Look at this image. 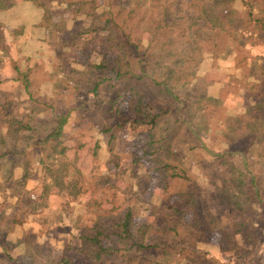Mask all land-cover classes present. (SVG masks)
I'll return each instance as SVG.
<instances>
[{"label":"rangeland","instance_id":"rangeland-1","mask_svg":"<svg viewBox=\"0 0 264 264\" xmlns=\"http://www.w3.org/2000/svg\"><path fill=\"white\" fill-rule=\"evenodd\" d=\"M84 1L87 4L83 11L93 10L96 17L86 16L84 12L76 13L78 8L72 0L65 1L63 5L52 1L49 4L50 20L44 18L40 27H35L37 38L33 45L28 43L32 51L37 52L33 62L40 94L51 98L58 112L86 108V116H82L83 110L72 116L71 124L65 129L64 142L67 147L71 145L68 158L78 160H71L77 166L81 164L78 168L85 176L87 193L82 196L84 201H80L82 197L75 202H67L63 197L55 198L54 206L63 209L70 225L72 220H76L73 212L78 203L84 205L85 208L81 210L79 207V211H84L81 217L87 225L99 223L103 227V247L108 253L103 254L101 264L125 263L121 258L122 252L118 251L121 245L112 235L111 224L123 219L128 211H132L135 226L157 224L159 219L160 222L163 219L157 218L155 207L166 202L169 206H181L183 199L190 194L197 199V208L186 209L185 224H192L196 216L205 221L209 217L214 221L220 216L223 227L229 228L227 214L232 205L224 200L226 193L221 188L224 173L216 167L209 152L197 148L196 140L180 136L175 142L174 158L165 153L152 156L144 153L146 147L151 153L155 148L165 146L169 133L175 128V116L163 118L151 128L132 119L133 114L125 108L123 99L118 101L120 113L107 114V102L114 98V89H107V82L98 98H92V83L97 78L111 79L109 83L118 87L122 83L115 79L111 69L116 58L112 43L100 41L107 35L102 31L100 18H97L108 11L104 9V0ZM250 1L115 0L113 13H117L124 33L131 36L134 44L146 50L151 42L154 43L158 61L155 64L161 65L159 77L167 78V68L173 70L171 83L179 93H187L184 99L188 105L183 114L201 135L200 142L209 149L227 151L232 155L238 154L234 152L237 149L247 151L248 160L264 182V129H261L264 124V40L252 38L249 34L230 37L226 33L212 31L204 24L209 19L204 11L209 9L233 18H244ZM161 8L167 13H160ZM108 17L110 14H105L102 21ZM195 37L198 40L195 41ZM16 47L19 48L17 43ZM43 49H49L47 55H38ZM122 62H130L133 67L137 65L136 61L129 60L128 55ZM47 63L51 65L50 88L42 81L46 74L42 71ZM102 63L104 68L97 69ZM143 88L146 92L145 109L149 107L154 114L168 105L158 88L149 86V83ZM219 88L220 97H217ZM98 101L101 102L98 104ZM82 104L88 105L84 107ZM106 126L113 128L112 135L103 132ZM228 159L237 165L241 163L238 157L230 154ZM161 161L178 164L194 180L195 189L190 188L178 199L166 200L163 173L157 168ZM18 165L21 168L19 162ZM6 167H10L9 164ZM96 179H101L104 185L94 187ZM38 190L37 182L31 180L21 193H27L26 199L35 200ZM252 192L248 181L245 196H251ZM2 193L0 264H94L92 258L97 250L92 248L90 256L82 255L79 233H71L70 228H56L60 217L50 215L49 220L53 224L49 225L47 219L34 217L26 208L7 201ZM52 203L50 200L48 207ZM251 214L257 216V212ZM37 221L42 225L36 228ZM262 224L253 238L256 255L264 253V219ZM198 231L199 228H195L191 232L196 235ZM240 237L242 235L237 239ZM220 241L221 231H217L209 242L200 243L196 249L202 255L198 258L210 264H233L235 258H232V253H220ZM238 242L244 243L245 240L235 243ZM206 253L209 256L203 255ZM184 259L179 251L169 257L174 264H182ZM251 264L257 263L253 261Z\"/></svg>","mask_w":264,"mask_h":264},{"label":"trees","instance_id":"trees-1","mask_svg":"<svg viewBox=\"0 0 264 264\" xmlns=\"http://www.w3.org/2000/svg\"><path fill=\"white\" fill-rule=\"evenodd\" d=\"M52 1L61 5L68 0H31L37 9L44 12L46 20H50L49 4ZM72 2L78 8L76 13L84 12L86 16H97L93 10L83 11V7L87 4L84 0H72ZM103 4L104 9L108 11H104L105 13H101L97 18H100L102 31L107 35L100 41L112 43L116 58L111 69L115 79L122 85L118 87L109 83L111 79L97 78L92 83V98H98L102 86L107 82L106 88L114 89L113 100L107 102L109 105L107 114L114 111L120 113L118 101L123 99L125 108L133 114L132 119L151 128L156 127L163 118L175 116L173 123L175 128L169 133L167 137L169 140L165 146L155 148L151 153L146 147L144 153L151 156L165 153L168 157L174 158L176 157L175 142L179 141V137L182 135H185L183 136L185 139L191 137L197 141L198 149L201 148L212 155L216 167L224 173L221 178V188L226 193L224 200L232 205L227 214L230 220L229 228L223 227V219L220 216L215 217L214 221H211L209 216L207 221L196 216L192 224H185L186 209L197 208V199L190 194L187 199H183L181 206H169L166 202L161 207H155L157 218L163 219L162 222L159 219L157 224L135 226L132 211H128L123 219L111 224L112 235L121 245L118 251L122 252L121 258L125 260L123 264H174L169 257L177 251L185 256L182 264H210L198 258L202 254L196 248L200 243L209 242L212 234L217 231H221L219 249L221 254L232 253L235 264H251L256 257L253 238L255 233L261 230L264 219L263 179L253 163L248 160L247 151L237 149L234 152L238 154L232 155L227 151L209 149L200 142L201 135L183 114L188 105L184 99L187 93L185 92L184 95L179 93L174 83H171L173 70L167 68L168 77H159L157 74L161 70V65L158 67L156 66L158 63L155 64L158 61L154 43L151 42L146 50L134 44L131 36L124 33L121 23L117 20V13H113L115 0H104ZM13 5V0H0V13L6 12ZM247 6L244 18H233L216 10L204 11L209 17L204 24L212 31L226 33L230 37L249 34L252 38L264 40V0H251ZM161 9L160 13H167L166 9ZM105 14H110V17L102 21ZM0 36V70L4 69V66L10 67L11 70L5 77L0 71V193L3 191L2 194L7 201H14L17 206L26 208L31 214L47 208L48 202L54 196L68 197L70 202H75L87 193L84 187L85 176L76 163L67 156L68 147L64 142L65 129L69 123L71 124L72 116L76 111H85L86 108H72L58 112L54 101L46 95L42 96L36 87V80L33 78L34 69L30 66L31 57L27 59L23 50L16 47V42L13 40L14 33L8 28L4 29L1 23ZM8 39L9 41L6 42L5 40ZM126 55L130 61L137 62L135 67L130 62H122ZM25 61L28 62L26 68L22 65ZM104 66L105 64L102 63L96 68L103 69ZM125 66L127 69L124 68ZM146 83L158 88L159 93L168 102L166 107L159 108L154 114L149 107L146 109L144 107L146 92L143 85ZM3 86L7 88L4 93L1 89ZM84 115L86 116V111L82 113V116ZM261 129H264V124ZM103 132L112 135L113 128L106 126ZM151 138L153 139V135ZM229 154L238 157L241 163L237 165L228 159ZM12 162H19L20 172L10 167L5 168ZM157 168L163 173L166 200L178 199L190 188L195 189L194 180L190 179L187 172L175 162L161 161ZM31 180H35L39 188L35 200L26 199L27 193H21ZM248 181L253 189L251 196H245ZM94 182V187L104 185L101 179H96ZM6 184H8L7 188ZM165 209L168 212H165ZM255 212H257L256 217L251 214ZM81 216L82 213L76 215V220H72L68 228L71 233L75 231L79 233L82 242L80 253L87 257L90 256L92 248L96 249L97 253L92 260L94 264H101V261H104L103 254L108 253L103 247V227L99 223L87 225ZM195 228H199V233L193 235L191 231ZM240 235L242 237L237 239ZM237 240H245V242L235 243ZM203 255L209 256L208 253Z\"/></svg>","mask_w":264,"mask_h":264},{"label":"crops","instance_id":"crops-1","mask_svg":"<svg viewBox=\"0 0 264 264\" xmlns=\"http://www.w3.org/2000/svg\"><path fill=\"white\" fill-rule=\"evenodd\" d=\"M13 3L14 5L12 8L7 10L6 12L0 13V23L2 24V27H4V29L8 28L9 30L12 31V33H14L13 40H16L17 45H19V48L23 50L24 52L23 54L27 57V59L31 57L32 62L30 66H31V69L32 68L34 69L33 78H35L34 76L35 61L33 62V60L35 56L37 55V52H33L32 47H30L28 43H31L32 45L34 44V41L37 38L35 36V27L36 26L40 27V24L44 22V12L42 10L37 9L31 2V0H13ZM63 4L64 3H62L61 5ZM25 44L27 46L23 48ZM48 52H49V49H43L39 51L38 55L43 54L41 56H44V55H47ZM22 65L24 68H26L28 65V62L25 61L24 64ZM0 71L2 75L5 77L6 74H9L11 70H10V67L4 66V69H1ZM42 72L43 73L46 72V74H44V78H42V81L43 83H46V86L48 88H50L51 87V65H49L48 63L45 64ZM43 87H45V84H43ZM1 89H2V92L4 93L7 88L3 86ZM219 92H221L220 88L217 93V97H220ZM68 147L71 148V145L68 144ZM70 158L74 162H78V160L76 161L75 159H73V157H70ZM9 166L10 168L16 170L17 172L20 169L18 163H15V162L14 163L12 162V164L9 163ZM78 166H80L81 168L80 163H78ZM55 198L57 199L59 197L58 196L52 197L51 199V201L53 202L52 205L38 212L37 214H34V217H39V218L43 217L44 220L45 219L48 220L49 225H52L53 223L51 222V220H49L51 217L50 215L52 216L56 215L57 217H60L59 221L56 223L57 224L56 228H59V227L68 228L69 220L66 217L67 215L64 213L61 207L54 206L56 204ZM66 201L70 202L71 200L68 197H66ZM80 201H84V198L82 197ZM79 207L81 208V210L85 208L84 205L81 206L78 203V206L73 212L74 217L76 215L78 216L79 213H83L79 211ZM40 225L42 224L39 221H37L34 226L37 228V227H40ZM53 246H56V245L53 244ZM254 261H256L257 264H264V253H258ZM233 262H234L233 264H235L236 261H233Z\"/></svg>","mask_w":264,"mask_h":264}]
</instances>
